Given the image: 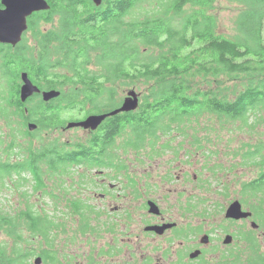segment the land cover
Listing matches in <instances>:
<instances>
[{"label":"trees","instance_id":"obj_1","mask_svg":"<svg viewBox=\"0 0 264 264\" xmlns=\"http://www.w3.org/2000/svg\"><path fill=\"white\" fill-rule=\"evenodd\" d=\"M226 1L241 6L228 36L218 32L211 12L219 0H103L98 6L91 0L51 1L52 14L59 15L57 28L43 30L32 20L37 49L21 42L17 52L5 53L2 73L12 71L13 58L19 56L21 72L40 89H60V95L45 102L35 93L21 102L19 83L4 88L0 117L8 122L12 140L0 139V191L11 179L22 184L31 178L34 189L57 198L48 186L52 179L73 176L80 167L86 168L80 175L99 167L120 170L125 164L119 155L114 162L120 136L125 150L149 145L157 153L170 149L177 156L167 136L175 131L187 137L202 116L214 115L218 128L236 120L255 128L264 112V0ZM115 81L121 91L134 88L140 94L137 109L106 118L84 142H60L42 134L63 124L65 111L117 107L120 93L106 84ZM29 119L37 123L36 130L26 129ZM16 123L23 125L19 133ZM202 147L198 142L196 148ZM243 158L261 167L256 177L243 182L247 201L240 199L262 229L264 144L248 146ZM211 168L216 175L215 168L222 166ZM56 225L45 208L28 204L12 213L0 201V264H30L35 255L44 263L60 264L50 235ZM36 238L39 250L28 247Z\"/></svg>","mask_w":264,"mask_h":264},{"label":"rangeland","instance_id":"obj_2","mask_svg":"<svg viewBox=\"0 0 264 264\" xmlns=\"http://www.w3.org/2000/svg\"><path fill=\"white\" fill-rule=\"evenodd\" d=\"M151 7L152 5L148 6L149 9ZM240 8L241 6L239 4L226 0L216 2L211 12L217 18V30L220 34L228 36L233 32L234 19ZM53 26L57 28L58 17L54 21ZM26 40L29 45L34 46L32 39L28 38ZM119 82L115 81L106 84L114 86L117 89L120 93V101L126 91L120 90L118 86ZM4 91L5 89L3 88V93ZM3 102L0 101V104H4ZM87 112H91L90 107L83 110L76 109L72 112L65 111L62 114L63 124L44 130L42 134L57 138L60 142H75L78 140L84 142L91 135L92 131L80 127L69 129L66 128V124L70 120L82 118ZM88 114H85V116ZM261 114L262 117L253 129L239 120L230 122L223 128H218V125L214 121V115L202 116L199 125L195 130L190 129L187 137H184L182 134L177 135L175 131L171 132L170 136H167L172 139V144L177 148V156L170 149L164 150L162 155L157 156L159 152H155L149 145H145L138 152L131 147H126L125 150L123 147L125 137L120 136L117 140L120 149L114 152L116 154L114 162H118L119 159L117 157L119 155L125 161V167H123L126 168L125 170L120 171L113 167H99L92 170L88 169L84 175H80L86 170V168L80 167L77 170V174L73 176L66 175L48 182L50 189L58 193L57 198L49 194H43L40 189H34L32 187L34 180L31 178L22 184H19V179H11L13 182L7 181V184L0 191V201L3 207L12 213L19 212L28 204L39 211L45 208L57 224L50 233V235L56 236L55 248L62 253L61 255L67 257V261L71 262V264L81 263V257L86 256L88 253L90 255L96 252L97 254H114L106 252L104 247H101L100 243L103 242V239H99L100 236L98 234L90 232L93 234V238L89 234L77 232L78 228L80 229L84 225V220L79 219L77 221V219L79 217L90 216L83 211L85 203L98 202L95 198V185H98L99 181L97 179L102 174V172H97L98 170H103V176L106 179H118L119 186L124 185V179H179L176 180V183L180 191L185 190L184 197L189 193L198 196L204 194L208 197V203L217 200L223 206L234 199H246L247 201V195H243V182L256 177L261 167L253 161H245L243 154L248 146L251 147L255 143L264 144V112ZM207 119L210 121H207ZM207 124L215 125V128H202ZM14 127L17 128L15 130L16 133H19L20 128L23 129V125L20 126L17 123L14 124ZM8 129V122L0 117V139L4 143H10L12 140L11 136L7 134ZM36 129L37 127L34 130ZM192 135H194V138ZM20 140L23 141V137H20ZM165 140L163 136L160 142L162 143ZM182 141L183 144L179 145V142ZM198 142L203 146L201 149L196 148ZM0 153H2L1 149ZM14 158V156H11V159ZM217 164H220L222 169L215 168L218 171L215 175L211 167ZM93 179H96V184H94ZM187 180L190 181L191 185ZM203 184L206 185L205 189L200 187ZM164 187L166 191L168 188L166 183L161 184V191ZM117 192H121L119 198L124 202L122 196L125 194V190L117 189L114 193L116 194ZM170 196L169 205L172 208V216L178 217L175 208L172 207L174 199L172 195ZM253 202H256V200L253 199ZM243 205L245 208H250L248 203H243ZM218 220L219 218L214 214L206 219L198 218L197 222L215 224ZM255 221L259 222L257 217H255ZM237 222H243V228L252 229L249 224L250 219ZM256 234L258 239L264 241V228L257 230ZM101 236L104 237L106 243H109L103 234ZM39 242L38 238L33 239L28 247L39 250ZM248 255L245 254L246 259ZM249 256L251 264H264V256L255 254ZM36 257L37 255L30 259V264H35L34 260ZM38 264L46 263L41 261Z\"/></svg>","mask_w":264,"mask_h":264},{"label":"flooded vegetation","instance_id":"obj_3","mask_svg":"<svg viewBox=\"0 0 264 264\" xmlns=\"http://www.w3.org/2000/svg\"><path fill=\"white\" fill-rule=\"evenodd\" d=\"M45 1L49 8L32 11L26 16L27 28L19 42L12 44L0 40V100L4 96L3 88L22 84L19 56L13 58L12 71L7 75L2 73L5 53L17 52L22 43L30 46L28 38L33 40L37 49L30 26L32 20H37L43 30L54 28L57 17L59 22V15H53L51 11L53 0ZM4 9L5 0H0V11ZM7 62L9 64V60ZM97 172H102L97 179L98 185H95L98 202L85 203L83 211L90 216L77 219L84 220V225L77 232L91 236L90 232L98 234L99 239H103L101 247L114 254L88 253L77 264H251L249 255L253 251L264 253V241L256 234L260 230L259 225L257 228L250 225L252 229L249 230L243 228V222H237L244 219L255 221L254 211L243 204V209L251 210L250 217L228 218L225 211L231 201L223 206L217 200L208 203L204 194L189 193L184 197L185 190L180 191L176 183L179 179H124V185L119 186L118 179H106L103 170ZM93 181L96 184V179ZM187 182L191 185L189 180ZM162 183L168 186L166 191L165 187L161 191ZM200 187L205 189L206 185ZM117 189L125 190L122 196L124 202L119 198L121 192L114 193ZM170 195L178 217L172 216ZM214 214L219 218L215 224L197 222L198 218L206 219ZM52 238L56 245V236L52 235ZM54 250L58 253L60 264H71L59 250ZM245 254H249L247 259ZM46 264L56 262L49 260Z\"/></svg>","mask_w":264,"mask_h":264},{"label":"water","instance_id":"obj_4","mask_svg":"<svg viewBox=\"0 0 264 264\" xmlns=\"http://www.w3.org/2000/svg\"><path fill=\"white\" fill-rule=\"evenodd\" d=\"M92 2L98 6L102 3V0H92ZM49 7L45 0H5V9L0 11V40L12 44L19 42L22 38V32L27 28L26 16L32 11ZM21 80L22 84L19 88L21 102H25L35 93H39L44 101H49L60 95V90L56 88L40 89L38 85L32 82L27 72L21 73ZM139 96L140 94L134 88L129 89L123 96L120 106L105 112H93L78 120H70L66 124V128L81 127L85 130L94 131L107 117L135 110L139 106ZM36 127L37 123L34 121H29L26 126L28 131H32ZM251 215L252 212L248 209H243L238 199L231 201L225 211L226 217L234 219L247 218ZM250 225L253 228L258 226L255 221H251ZM41 261V257L37 256L34 263L38 264Z\"/></svg>","mask_w":264,"mask_h":264}]
</instances>
